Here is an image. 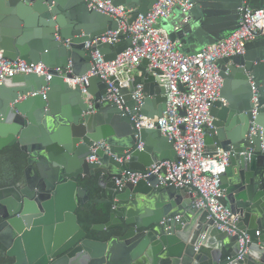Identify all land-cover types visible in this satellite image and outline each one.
Wrapping results in <instances>:
<instances>
[{"label": "water", "instance_id": "obj_1", "mask_svg": "<svg viewBox=\"0 0 264 264\" xmlns=\"http://www.w3.org/2000/svg\"><path fill=\"white\" fill-rule=\"evenodd\" d=\"M157 1L113 3L134 9L132 23ZM194 1L188 11L175 8L177 18L161 19L184 53L240 28L244 0ZM249 1L252 9L264 8V0ZM118 27L88 0H0L4 57L43 63L53 75L50 80L36 73L0 78V151L19 144L27 154L23 187L0 188V219L11 216L0 222V243L15 264H264V36L249 41L244 54L217 62L224 86L205 140L209 155L230 153L220 178L226 205L237 216L227 224L235 231L231 234L205 198V207L197 205L194 187L160 182L166 167L137 183H118L127 170L178 161L173 140L159 129L138 130L131 119L132 114L154 118L167 109L162 71L149 69L147 59L138 67L141 74L120 87L130 113L104 99L108 86L99 76L90 77L87 94L65 80V75H85L97 49L107 61L123 52L132 37L86 47ZM70 64L72 72L56 70ZM139 84L146 95L142 105L133 97ZM253 87L258 102L252 100ZM254 124L260 127L256 134ZM100 141L108 148L98 147ZM84 177L98 178L97 202L112 206L110 220L93 225L96 231H120L109 240L88 238L78 222V207L91 199L90 188L79 184ZM241 237L248 250L243 259Z\"/></svg>", "mask_w": 264, "mask_h": 264}, {"label": "built area", "instance_id": "obj_2", "mask_svg": "<svg viewBox=\"0 0 264 264\" xmlns=\"http://www.w3.org/2000/svg\"><path fill=\"white\" fill-rule=\"evenodd\" d=\"M88 4L91 8L114 17L119 23L117 30L107 31L87 42L88 49L94 44L114 43L129 37H132V42L111 61L105 60L98 49L93 51L92 68L85 75H65L69 86L80 87L82 92L87 94L90 77L97 75L108 86L104 99L117 103L124 112L130 113L120 93V87L129 86L131 71L147 59L151 69L162 71L159 79L167 89V109L162 115L150 118L132 114L131 119L138 130L159 129L163 135L173 140L178 161H160L147 167L145 171L127 170L118 183H137L166 167L167 174L160 177L161 183L170 182L179 188L194 187L197 205L205 207V198L211 213L224 223L221 228L234 234L235 231L227 224H234L237 216L226 205V193L220 178L230 164V153L220 150L213 156L209 155L205 137L207 128L212 126L211 109L215 102L221 99L224 86L217 62L224 57L244 54L249 41L264 36V8L252 9L250 1L244 0L241 7V26L236 32L199 51L184 53L161 25V19L171 15L177 7L182 8L184 12L190 10L196 4L194 0H158L148 13H138L132 23L130 18L134 12L133 8L116 6L113 0H88ZM56 70L61 74L72 72V66L70 64L65 69ZM30 73L46 76L47 80L53 76L50 68L43 63L35 64L25 60L14 62L5 58L0 50L1 80L16 74ZM145 96L143 86L137 85L133 97L138 105L143 104ZM258 99L257 90L253 87L252 100L258 102ZM259 128L254 124L251 128L252 134H256ZM97 146L108 148L104 141L97 143ZM262 151L264 152V143ZM91 159L93 160V157ZM247 237L249 239V236ZM239 242V258L243 259L248 251L245 249L246 241L241 237Z\"/></svg>", "mask_w": 264, "mask_h": 264}, {"label": "trees", "instance_id": "obj_3", "mask_svg": "<svg viewBox=\"0 0 264 264\" xmlns=\"http://www.w3.org/2000/svg\"><path fill=\"white\" fill-rule=\"evenodd\" d=\"M27 166V154L21 150L19 144L7 147L0 151V188L15 185L24 179V170ZM79 184L89 187L91 199L78 207L76 214L80 226L87 232L88 238L95 240H109L112 236L120 233L119 230L111 229L104 231L93 230V225L106 223L110 220L111 204L99 203L101 189L97 177L80 178ZM15 259L6 254V249L0 244V264H14Z\"/></svg>", "mask_w": 264, "mask_h": 264}, {"label": "crops", "instance_id": "obj_4", "mask_svg": "<svg viewBox=\"0 0 264 264\" xmlns=\"http://www.w3.org/2000/svg\"><path fill=\"white\" fill-rule=\"evenodd\" d=\"M174 13V12H173ZM171 14V15H169V16H167V18H177L178 17V14ZM162 25V24H161ZM142 64V63H141ZM141 64H140V66H141ZM139 67V66H138ZM138 67L136 68V69H134V70H132L131 71V77L133 78V77H135V76H137V75H140L141 73H140V70L138 69ZM149 69H151L150 68V66L148 67ZM226 202V201H225Z\"/></svg>", "mask_w": 264, "mask_h": 264}, {"label": "flooded vegetation", "instance_id": "obj_5", "mask_svg": "<svg viewBox=\"0 0 264 264\" xmlns=\"http://www.w3.org/2000/svg\"><path fill=\"white\" fill-rule=\"evenodd\" d=\"M23 185H24V181H23V179L22 180H19L15 185H11V186H16V187H18L19 189H21L22 187H23ZM9 218H11V216H9V217H7V218H1L0 219V222H2V221H5V220H7V219H9ZM1 244V243H0ZM5 248V247H4ZM6 249V248H5ZM6 254H7V249H6ZM8 255V254H7ZM9 256V255H8ZM9 257H11V256H9ZM12 258H14V257H12ZM56 258H58V257H55L54 258V260L56 259ZM15 259V258H14ZM14 264H15V262H14Z\"/></svg>", "mask_w": 264, "mask_h": 264}]
</instances>
